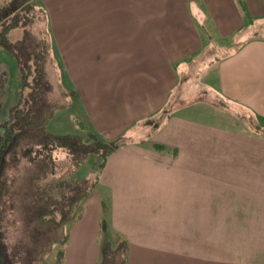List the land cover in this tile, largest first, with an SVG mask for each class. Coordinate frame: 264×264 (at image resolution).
I'll list each match as a JSON object with an SVG mask.
<instances>
[{
	"label": "crops",
	"instance_id": "crops-1",
	"mask_svg": "<svg viewBox=\"0 0 264 264\" xmlns=\"http://www.w3.org/2000/svg\"><path fill=\"white\" fill-rule=\"evenodd\" d=\"M32 1L63 92L123 139L63 264L106 246L124 264H264V0Z\"/></svg>",
	"mask_w": 264,
	"mask_h": 264
},
{
	"label": "trees",
	"instance_id": "trees-1",
	"mask_svg": "<svg viewBox=\"0 0 264 264\" xmlns=\"http://www.w3.org/2000/svg\"><path fill=\"white\" fill-rule=\"evenodd\" d=\"M38 20L44 22V28L40 29L44 33L41 37L33 35L30 31L31 25ZM1 23L3 28L0 30V45L14 55L20 70L21 85L18 100L10 106L4 121V134H0V187L6 191L4 181L11 160L17 161L26 157L32 163L27 177L32 192L23 193L21 196L30 197L31 209L28 213L34 222L35 234L45 229L50 232L43 241L44 248H40L41 251L34 260L36 261L43 253L49 252L56 242L64 239L67 225L92 187L87 178L77 179L74 176L76 166L92 153L101 156V168L106 157L120 146L123 139H103L94 134L92 137L79 139L48 132L45 129L46 122L56 107L64 105L67 101L62 99V95L65 97L66 94L58 82L52 63L44 10L32 0H0ZM15 26L23 28V37L14 41L7 40L4 33ZM53 86L62 94L61 100L54 101L50 96ZM58 148L65 149L69 157L68 169L59 176L68 174L71 178L50 184V189L48 185H36L35 179L44 178L48 173L58 177L55 176L57 163L53 157ZM97 178L98 175L95 176V179ZM56 189L57 193H54ZM3 195L5 194L0 189L1 213L8 208V202L11 200V195L1 200ZM3 246L0 231V264H15L12 257L2 250ZM119 253H123L119 246L114 249L106 246L103 249L101 264H124L122 256L115 260L114 255Z\"/></svg>",
	"mask_w": 264,
	"mask_h": 264
},
{
	"label": "rangeland",
	"instance_id": "rangeland-1",
	"mask_svg": "<svg viewBox=\"0 0 264 264\" xmlns=\"http://www.w3.org/2000/svg\"><path fill=\"white\" fill-rule=\"evenodd\" d=\"M43 23L44 22L40 20L33 23L30 27L31 33L36 36H43L44 33L40 30L44 28ZM2 28L3 24L1 23L0 30ZM23 33L22 27L15 26L8 29L4 35L7 40L14 41L21 39ZM52 60L55 65H58V61L54 56ZM62 80L63 81H61L59 74V81L62 84V87H64V77H62ZM20 85L21 75L16 59L11 51L0 45L1 135L4 134L3 124L7 118L9 108L18 100ZM67 94L68 95L63 97V95L57 91V88L53 86V91L50 94L52 99L54 101L61 100L62 95V99L65 98L67 102H64V105L56 107L52 116L46 122L45 129L58 136L77 137L79 139L92 137V133L84 122L83 114L81 113L77 99L74 98L72 92H67ZM66 153V150L62 148L56 149L53 153L54 160H56L57 163V172L55 176L58 177H53V175L48 173L44 178L40 177L35 179L36 185H48L50 189V184H56L60 179L66 181L71 178L68 174L59 176L68 169L67 164L69 162V157ZM100 163L101 156L90 153L76 166L73 174L77 179L87 178L88 183L93 185L96 180L95 176L98 175L100 170ZM31 166L32 163H30L26 157L19 158L17 161L11 160L10 168L7 170V176L4 181V188L6 191L0 187L5 194L1 197V200H4L5 196L11 195V200L8 202L9 206H7L8 208H6L3 213L0 212V231L2 233L4 245V249L2 248V250L12 257L15 264H63L62 256H64L65 252L66 237L63 240L56 242L49 252L43 253L36 261H34L35 258L38 257L39 251H41L40 248H44L43 241H45L46 236H48L50 232L45 229L40 231L39 234H35L34 222L31 221V214L28 213V210L31 209L29 203L30 197L24 198V196H21L23 193L30 194V192H32V186L30 187V184L27 181ZM50 191L52 193L53 190L51 189ZM54 193H57V189L54 190ZM102 255L103 250L101 256ZM117 258L119 257H115V260ZM101 260L102 257L100 259V264Z\"/></svg>",
	"mask_w": 264,
	"mask_h": 264
}]
</instances>
